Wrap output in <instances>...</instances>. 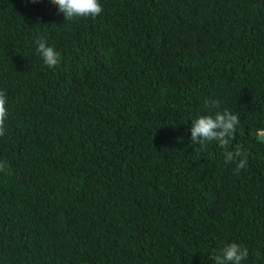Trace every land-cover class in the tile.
Returning <instances> with one entry per match:
<instances>
[{
  "label": "trees",
  "instance_id": "trees-1",
  "mask_svg": "<svg viewBox=\"0 0 264 264\" xmlns=\"http://www.w3.org/2000/svg\"><path fill=\"white\" fill-rule=\"evenodd\" d=\"M102 2L0 0V264H216L230 241L264 264V0ZM224 108L239 171L190 138Z\"/></svg>",
  "mask_w": 264,
  "mask_h": 264
},
{
  "label": "clouds",
  "instance_id": "clouds-1",
  "mask_svg": "<svg viewBox=\"0 0 264 264\" xmlns=\"http://www.w3.org/2000/svg\"><path fill=\"white\" fill-rule=\"evenodd\" d=\"M57 10L63 14L64 19L73 20L80 17L95 18L103 10L102 0H52ZM35 50L42 62L49 67L60 62L61 53L43 34L34 37ZM7 96L4 89L0 88V135L5 132L7 119ZM206 104L217 105V101H206ZM239 114L224 108L222 110L206 111L197 114L191 119L189 132L193 142L205 144L207 141H215L224 148L225 161L235 162V170L246 167L248 163L247 151L242 147L229 150L227 145L239 125ZM264 135V129L260 130ZM8 161L0 158V168L6 167ZM247 256V249L237 241L224 243L214 254L216 264H242Z\"/></svg>",
  "mask_w": 264,
  "mask_h": 264
},
{
  "label": "water",
  "instance_id": "water-1",
  "mask_svg": "<svg viewBox=\"0 0 264 264\" xmlns=\"http://www.w3.org/2000/svg\"><path fill=\"white\" fill-rule=\"evenodd\" d=\"M260 138H261V139H264V135H261V134H260Z\"/></svg>",
  "mask_w": 264,
  "mask_h": 264
}]
</instances>
